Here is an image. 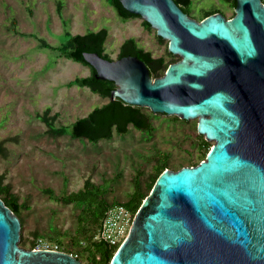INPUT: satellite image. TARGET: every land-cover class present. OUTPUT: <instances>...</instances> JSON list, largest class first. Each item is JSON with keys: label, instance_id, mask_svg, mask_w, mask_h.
<instances>
[{"label": "water", "instance_id": "water-1", "mask_svg": "<svg viewBox=\"0 0 264 264\" xmlns=\"http://www.w3.org/2000/svg\"><path fill=\"white\" fill-rule=\"evenodd\" d=\"M180 58L152 77L135 55L84 52L110 99L197 118L213 144L196 165L165 168L109 264H264V2L236 0L198 20L175 0H121ZM20 218L0 197V264H82L19 245Z\"/></svg>", "mask_w": 264, "mask_h": 264}, {"label": "rangeland", "instance_id": "rangeland-1", "mask_svg": "<svg viewBox=\"0 0 264 264\" xmlns=\"http://www.w3.org/2000/svg\"><path fill=\"white\" fill-rule=\"evenodd\" d=\"M220 8L227 18L233 15L234 8L223 0H193L190 15L200 20L202 9ZM142 19L124 21L107 0H0V140L11 137L6 141L7 156L0 155V174H5L4 183L22 203L20 246L31 248L38 237L51 243L59 237L64 245L65 234L74 231L79 207L52 199L42 191L44 187L62 195L82 187L89 177L95 183H107L109 200L125 201L135 173L143 170L145 180L159 152L169 154L168 168L173 170L200 160L197 118L185 120L150 111L152 131L130 125L126 133L97 142L70 134L75 119L108 98L86 86H67L75 76L88 75L89 66L42 47L39 39L59 46L67 32L105 27L104 49L112 59L117 58L122 41L134 37L154 56L178 60L179 55L167 54V40H159L153 27L144 28ZM46 107L49 114L58 113L56 125L68 126L63 135L47 133L38 117ZM208 142L211 148L213 141ZM70 250L87 264L81 248Z\"/></svg>", "mask_w": 264, "mask_h": 264}, {"label": "trees", "instance_id": "trees-1", "mask_svg": "<svg viewBox=\"0 0 264 264\" xmlns=\"http://www.w3.org/2000/svg\"><path fill=\"white\" fill-rule=\"evenodd\" d=\"M107 1L113 7L117 15L124 21L135 17H141L138 14L128 11L123 6L121 0ZM175 1L183 11L188 14L191 13L193 0ZM223 1L232 7L236 5V0ZM60 8L61 7L58 6L57 9L59 10ZM215 11L217 10L209 9L204 11L202 9L201 19ZM142 25L148 30L152 29L151 24L145 19H142ZM66 36V40L59 46H51L43 39H39V41L42 47L52 48L56 50L60 56L89 66L90 73L88 75L75 76L67 82V86H86L92 92L108 98L107 101L94 107L89 113L78 117L71 123V136L74 138H85L89 142H97L100 139L112 138L114 133H126L130 125L142 131H152L154 125L150 114L151 110L144 106L127 103L120 97L110 99L111 92L116 88L115 82L97 77L94 67L84 58V52L96 51L103 57L111 59L104 49V42L108 36L107 28L102 27L98 30H88L84 33L72 34L67 32ZM156 36L161 41L165 40L157 35V33ZM167 54L173 55L168 48ZM125 55H135L144 60L152 77L163 75L168 65L174 62L172 59L167 60L165 55L154 56L150 50L140 46L134 37L126 38L120 44L117 57ZM49 111L50 108L46 107L42 114H38V117L44 121L47 126V133L55 137L63 135L67 131L68 126L56 125L55 120L58 113L49 114ZM175 117L178 118V116ZM198 136L201 137V144L199 145L201 153L199 159L202 160L206 157L208 152L206 150L210 149V144L202 134H198ZM10 139L11 137H6L0 140L1 156H7L8 148L6 146V141ZM168 160V153L159 152L155 158L154 169L148 174L145 180H142L144 171L138 170L134 175L133 189L129 192L125 201H118L115 199L109 200L107 195L109 186L107 183H95L89 177L84 180L82 187L62 195H56L51 187H44L42 191L47 193L52 199L65 204L71 203L79 207V212L76 217V226L73 232L65 234V244H62V240L59 237L54 240L62 244L63 250L69 253L72 252V250H70L71 248H81L83 250L82 255L84 254L87 264H109L118 247H112L104 240L94 239L107 208L115 202H123L136 213L142 201L152 189L158 176L165 168H168ZM200 160H192L191 165L198 164ZM4 178L5 174L1 173L0 197L20 218L21 224H23V218L21 216L22 203L19 202L18 196L10 191V185L4 183ZM33 234L35 237H38V233L34 232ZM60 235L63 238L64 235L59 233V236ZM33 246L31 248H33ZM76 257L80 258L78 253H76Z\"/></svg>", "mask_w": 264, "mask_h": 264}, {"label": "built area", "instance_id": "built-area-1", "mask_svg": "<svg viewBox=\"0 0 264 264\" xmlns=\"http://www.w3.org/2000/svg\"><path fill=\"white\" fill-rule=\"evenodd\" d=\"M134 217L133 210L123 202L113 203L107 208L94 239L104 240L112 247H119L128 235ZM60 247L59 243H51L42 237L36 238L33 246L35 249L62 250Z\"/></svg>", "mask_w": 264, "mask_h": 264}, {"label": "flooded vegetation", "instance_id": "flooded-vegetation-1", "mask_svg": "<svg viewBox=\"0 0 264 264\" xmlns=\"http://www.w3.org/2000/svg\"><path fill=\"white\" fill-rule=\"evenodd\" d=\"M226 4H228V3H226ZM233 8H235V6H233ZM217 11H215V12H221L224 16H225V14H224V12H223V10H222V8H220V9H216ZM233 14H234V12H233ZM226 17V16H225ZM232 17V16H231Z\"/></svg>", "mask_w": 264, "mask_h": 264}]
</instances>
